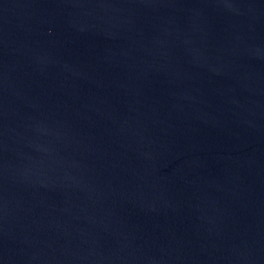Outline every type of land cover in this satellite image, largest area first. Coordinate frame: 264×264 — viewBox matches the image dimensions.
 I'll use <instances>...</instances> for the list:
<instances>
[{"label":"water","instance_id":"water-1","mask_svg":"<svg viewBox=\"0 0 264 264\" xmlns=\"http://www.w3.org/2000/svg\"><path fill=\"white\" fill-rule=\"evenodd\" d=\"M0 264H264V0H0Z\"/></svg>","mask_w":264,"mask_h":264}]
</instances>
